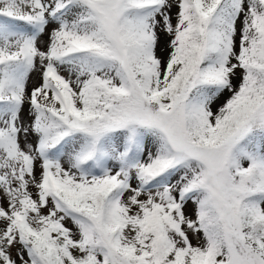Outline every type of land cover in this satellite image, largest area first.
I'll use <instances>...</instances> for the list:
<instances>
[{"label": "snow or ice", "instance_id": "6c2138e0", "mask_svg": "<svg viewBox=\"0 0 264 264\" xmlns=\"http://www.w3.org/2000/svg\"><path fill=\"white\" fill-rule=\"evenodd\" d=\"M0 264H264V0H0Z\"/></svg>", "mask_w": 264, "mask_h": 264}, {"label": "rangeland", "instance_id": "374dc122", "mask_svg": "<svg viewBox=\"0 0 264 264\" xmlns=\"http://www.w3.org/2000/svg\"><path fill=\"white\" fill-rule=\"evenodd\" d=\"M175 12V9H173V13ZM228 94L226 93L225 94V96H222L221 98H220V100H218L217 102H216V104L214 105V109L216 108V107H218L219 106V104H221L222 102H223V100L226 98V96H227ZM194 239V238H193ZM195 240H193V243H195L194 242Z\"/></svg>", "mask_w": 264, "mask_h": 264}, {"label": "bare ground", "instance_id": "6f19581e", "mask_svg": "<svg viewBox=\"0 0 264 264\" xmlns=\"http://www.w3.org/2000/svg\"><path fill=\"white\" fill-rule=\"evenodd\" d=\"M193 240H195V239H193ZM195 242V241H194Z\"/></svg>", "mask_w": 264, "mask_h": 264}]
</instances>
